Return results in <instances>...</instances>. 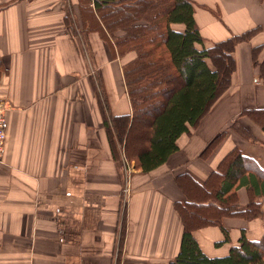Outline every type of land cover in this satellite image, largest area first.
<instances>
[{"label":"crops","instance_id":"0c3cea01","mask_svg":"<svg viewBox=\"0 0 264 264\" xmlns=\"http://www.w3.org/2000/svg\"><path fill=\"white\" fill-rule=\"evenodd\" d=\"M191 2L205 47L251 29L264 36V0ZM100 27L92 0H0V264H171L182 233L176 204L192 201V180L206 182L233 147L264 168L262 147L228 130L237 119L262 138L239 116L264 108L248 42L234 49V87L180 137L177 153L147 173L125 164L115 128L131 121L122 74L131 56L119 57ZM236 196L247 203L244 189ZM221 225L226 241L218 227L192 232L208 257L226 255L241 230L260 239L264 211Z\"/></svg>","mask_w":264,"mask_h":264},{"label":"trees","instance_id":"16d2710c","mask_svg":"<svg viewBox=\"0 0 264 264\" xmlns=\"http://www.w3.org/2000/svg\"><path fill=\"white\" fill-rule=\"evenodd\" d=\"M92 4L100 30L112 39L117 55L131 56L123 64L122 74L132 108L129 131L133 134L124 136L128 125L124 119L125 123L117 122L116 138L124 142L125 158L134 161L141 172H150L178 152L179 138L189 134V129L227 92L236 69L234 48L249 31L205 47L190 0H92ZM172 25H182L183 29L175 30ZM254 51L255 47V63ZM259 68V81L264 83V62ZM244 115L264 132V109H247ZM245 130L240 128L243 133ZM222 135L213 140L214 144ZM191 186L192 201L176 204L182 233L171 264H264V234L250 240L241 230L237 244L222 257L205 255L192 234L196 229L218 227L226 241L223 218L261 220L264 168L233 147L206 182L192 180ZM239 189H245L248 196L244 206L237 205Z\"/></svg>","mask_w":264,"mask_h":264},{"label":"rangeland","instance_id":"374dc122","mask_svg":"<svg viewBox=\"0 0 264 264\" xmlns=\"http://www.w3.org/2000/svg\"><path fill=\"white\" fill-rule=\"evenodd\" d=\"M191 1V0H190ZM246 32H248V31H246ZM242 35V34H241ZM240 36V35H239ZM244 39L245 40H240L238 43H240V42H248L249 44H251L252 45V47H255V51H254V55H255V63H256V66L254 65L255 63H254V58H253V53H251V56H252V59H251V62L253 63V66H254V69H256L257 70V73H258V76H257V81H255L256 83H258V85H260L261 86V88H263L264 87V83H260V68H259V64H261V63H263L264 62V36L262 35V33H260V31L258 30V29H251V30H249V33H248V35H246L245 37H244ZM238 43H236V45L238 44ZM235 49V48H234ZM252 49V48H251ZM253 51V50H252ZM234 53V52H233ZM233 58H234V56H233ZM234 61H235V59H234ZM220 62V64H219V66H220V68L222 67V61H219ZM235 65V64H234ZM235 68H236V65H235ZM232 76H233V78H232V82H231V86L229 87V89L227 90V92L225 93V94H227V93H229L230 91H231V89L234 87V86H232L233 85V81H234V78H235V75H236V69L233 71V73L231 74ZM224 95V94H223ZM222 96V95H221ZM220 96V97H221ZM219 97V98H220ZM218 98V99H219ZM217 101V100H216ZM216 101L214 102V103H216ZM214 103L212 104V106L214 105ZM211 106V107H212ZM210 107V108H211ZM210 108L208 109V110H210ZM248 109V108H247ZM246 108H243L242 110H241V112L239 113L240 115V117H242V118H244L243 120L244 121H246V123H248L249 125H251V126H253L254 128H256L258 131L260 130V132H261V135H262V138L260 139H258L257 137H255V136H253V134H252V131H253V129H251V130H247L246 129V125L244 124V123H242V122H237L236 120H234L233 121V123L230 125V127H229V129L228 130H230V131H233L236 135H238L242 140H244L245 142H247L250 146L252 145V146H254V148H256V146H261L262 147V149L264 150V132L263 131H261V129L259 128V126H257L256 124H255V122L250 118V117H248L247 115H244L243 116V113H244V111L245 110H247ZM264 109V108H263ZM207 110V111H208ZM208 113V112H207ZM204 115H206V113L204 114ZM203 115V116H204ZM261 119H262V121H264V116L263 117H261ZM200 121V120H199ZM198 121V123L194 126V127H192V132H194L198 127H199V124H200V122ZM234 122H236V123H238V126H234ZM140 126H141V124H139ZM236 127V128H235ZM126 129H125V131H124V136L126 135V136H131L133 133L131 132V131H129V125H127L126 127H125ZM240 128H243L244 130H245V132L243 133L242 131H240ZM199 129V128H198ZM197 129V130H198ZM190 130V129H189ZM258 131H256L255 132V135L257 134V132ZM183 135H185V136H187V135H189V134H183ZM182 135V136H183ZM225 135L226 134H224V135H222L221 136V138H220V140H219V142L217 141L215 144H214V141H215V139L218 137V136H216L215 137V139H214V141L213 142H211L210 143V146H211V148H214V146H219V144H220V142H222L223 141V139L225 138ZM181 136V137H182ZM180 139V138H179ZM119 142V141H118ZM142 143L140 144V145H142L143 146V144H144V141H141ZM145 142H146V139H145ZM119 145H120V151H122V153H123V156H124V158H125V155H124V142L122 141V140H120V142L118 143ZM238 150H240V149H238ZM128 152H130V155H135V153L133 152V151H131V150H129L128 149ZM241 152V151H240ZM245 152H248V150H245ZM228 153V152H227ZM226 153V154H227ZM242 153V155H244L245 157H248V158H250V159H253V158H251L249 155H247V154H243V152H241ZM225 154V155H226ZM224 155V156H225ZM222 160V159H221ZM254 160V159H253ZM124 161H125V164H126V162H128L127 161V159L125 158L124 159ZM255 161V160H254ZM256 162V161H255ZM219 164V163H218ZM218 164H217V166H218ZM217 166H216V168H217ZM136 169H138L137 167H136ZM245 190V189H244ZM245 192H246V190H245ZM260 202H261V207H262V212L264 211V197L263 198H261V200H260ZM263 215V214H262ZM201 248L204 250V251H206V248H205V245H204V243H202L201 244Z\"/></svg>","mask_w":264,"mask_h":264},{"label":"built area","instance_id":"2783aa9c","mask_svg":"<svg viewBox=\"0 0 264 264\" xmlns=\"http://www.w3.org/2000/svg\"><path fill=\"white\" fill-rule=\"evenodd\" d=\"M6 142V132H5V116L4 113L0 112V162L2 161L4 145Z\"/></svg>","mask_w":264,"mask_h":264}]
</instances>
